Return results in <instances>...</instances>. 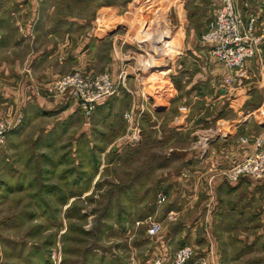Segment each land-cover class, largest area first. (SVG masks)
<instances>
[{
  "label": "rangeland",
  "instance_id": "rangeland-1",
  "mask_svg": "<svg viewBox=\"0 0 264 264\" xmlns=\"http://www.w3.org/2000/svg\"><path fill=\"white\" fill-rule=\"evenodd\" d=\"M215 8L213 0H0L10 35L38 26L52 34L48 43L60 49L50 51L58 75L49 82L80 71L114 75L117 86L90 116L72 101L49 98L5 119L13 128L0 151V264H148L183 246L210 261L215 237L223 262L233 218L214 233L216 201L206 192L187 207L176 196L158 203L165 195L160 153L142 145L144 133L171 130L173 113L159 123L147 102H168L171 87L184 86L177 65L199 73L195 55L207 51L200 36ZM184 208L190 216L175 214ZM149 219L160 225L154 236Z\"/></svg>",
  "mask_w": 264,
  "mask_h": 264
},
{
  "label": "crops",
  "instance_id": "crops-1",
  "mask_svg": "<svg viewBox=\"0 0 264 264\" xmlns=\"http://www.w3.org/2000/svg\"><path fill=\"white\" fill-rule=\"evenodd\" d=\"M215 1L217 5L218 0ZM235 2L244 25L254 18L258 29L264 18V8L259 0ZM34 16V13L30 15L31 20ZM1 23L0 119H9L22 107L40 108L49 99L43 90L50 78L58 75L54 66L56 59L50 51L60 48L48 43L49 37L53 36L47 33V28L38 26L16 38L3 29ZM122 43H128L126 37L121 39ZM195 56L201 62L196 76L188 64L177 65L173 71L179 70V75L187 81L180 88L171 87L170 101L149 98L147 104L159 116V123L173 113L168 126L171 130L144 133L142 145H148L150 152L158 146L159 169L163 173L159 179L165 189L164 200L170 202L176 196L179 205L187 207L206 192L211 201H216L210 211L214 233L225 230L224 217L233 218L232 229L225 237L230 246L225 249L223 262L219 260L216 237L213 240L214 259L210 261L216 264H264V177L242 178L238 183L228 185L222 176L231 165L255 151L256 140L262 141L264 149V91L260 84L264 78V53L248 60L243 69L232 74L210 58L208 50ZM110 76L114 79V75ZM198 76L201 81L196 86ZM228 77H234L231 85L225 83ZM185 92L186 96H178ZM161 94H164L163 90ZM146 106L141 103L143 109L151 112ZM151 115L149 113L148 118H152ZM184 212L185 208L175 214L190 216ZM197 215L195 211L191 217ZM160 245L168 248L164 242ZM178 249L173 248L175 252L166 253L163 258L170 259Z\"/></svg>",
  "mask_w": 264,
  "mask_h": 264
},
{
  "label": "built area",
  "instance_id": "built-area-1",
  "mask_svg": "<svg viewBox=\"0 0 264 264\" xmlns=\"http://www.w3.org/2000/svg\"><path fill=\"white\" fill-rule=\"evenodd\" d=\"M236 0H218L213 19L207 24L206 32L201 36V43L208 50L210 58L219 63L228 73L244 68L248 60L261 57L264 53V18L257 29L255 19L250 18L245 26L242 16L236 8ZM264 8V0H259ZM234 82V77L225 79L227 85ZM264 91V78L261 79ZM117 86L114 79L107 73L86 74L80 71L64 74L49 82L43 92L46 98H65L72 101L87 116L94 108L115 95ZM124 119L134 124L133 111H127ZM13 125L3 118L0 119V151L5 145L7 134ZM134 142L138 141L131 135ZM207 141V140H206ZM255 151L240 162H235L222 173L224 180L230 184L238 183L242 178L261 179L264 177V149L262 141H255ZM158 203L164 202V196H157ZM148 233L154 236L159 232L160 225L148 220ZM148 264H216L196 256L193 247L184 246L168 260L154 258Z\"/></svg>",
  "mask_w": 264,
  "mask_h": 264
},
{
  "label": "bare ground",
  "instance_id": "bare-ground-1",
  "mask_svg": "<svg viewBox=\"0 0 264 264\" xmlns=\"http://www.w3.org/2000/svg\"><path fill=\"white\" fill-rule=\"evenodd\" d=\"M151 63H152V62H151ZM151 63H150V64H151ZM153 65H154V64H153Z\"/></svg>",
  "mask_w": 264,
  "mask_h": 264
}]
</instances>
